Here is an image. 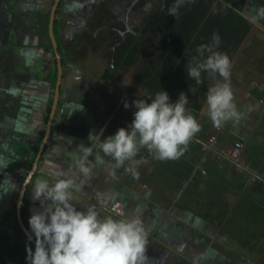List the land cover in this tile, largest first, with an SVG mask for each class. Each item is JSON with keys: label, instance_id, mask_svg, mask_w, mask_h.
Wrapping results in <instances>:
<instances>
[{"label": "flooded vegetation", "instance_id": "flooded-vegetation-1", "mask_svg": "<svg viewBox=\"0 0 264 264\" xmlns=\"http://www.w3.org/2000/svg\"><path fill=\"white\" fill-rule=\"evenodd\" d=\"M116 1L118 0H58L56 8L47 11L48 14L44 8L40 7L41 13H36V25H3V23L0 25V107L3 110L8 109L11 113L5 115V122L0 129V246L3 241L1 234L13 232L12 227L6 221L10 217L11 210H15L16 213L18 200L16 193H19L20 184L24 181L19 175L18 168L20 167L18 165L26 163V159L29 158L28 153L35 144L32 134L23 141L17 137L18 131L15 132L13 128L8 130V127L19 122V115L22 119H27L32 110L36 109V126L40 123L45 124L48 120L51 121L47 135L48 140L56 130L57 133L60 130L63 134L77 135L73 127L80 126L85 122L91 123L93 133L103 129L102 123L106 117L103 118L99 128H94V121L97 120L94 111L101 108H104L105 111L110 109L108 104L112 98V92L113 94H120L119 90L113 88L111 80L116 74L119 76L118 74L123 72L113 69V55L111 56V65H102L103 69L100 67L90 68L86 61L90 60L91 52L98 50V47H101L100 56H107L113 49L108 44V39L104 37L108 33L104 20L110 21V24L111 21L119 22V11L116 10L118 6H109L111 3L116 4ZM150 1L146 0L140 4V10H146L145 6L149 3L152 5ZM220 1L232 6L226 0ZM52 15L54 35L56 31L59 35L58 39L55 37L59 57H57L48 34ZM44 17H46L45 25H39L37 21ZM125 18L126 16H123V21L118 24H126L127 19ZM251 24L252 27L247 36L254 31V26L259 25L258 23ZM27 27L32 29L28 32V36H25L23 29ZM28 41L31 43L27 48L25 47L27 45L24 44ZM34 42L38 45L34 46ZM44 42L48 44V51L45 52L43 49L41 52L39 44ZM241 45L239 48H242ZM90 48L92 49L91 52ZM255 48L258 52H262L264 42L256 45ZM69 65L76 68L75 72L82 75L81 79L76 80L74 84L69 82L71 77ZM91 65L97 67V65ZM122 83L126 85L125 82ZM128 86L130 87V85ZM14 109L19 114H15ZM12 114L14 115L10 116ZM44 133L41 135L42 138ZM14 138L20 140L21 143L19 145L13 143ZM86 143L88 144V142ZM11 153L12 156L17 155L19 159L13 158ZM45 154L47 153L43 148L41 160ZM68 154L66 153L68 158L75 159L73 154ZM105 159L106 161L110 160L109 157H105ZM136 159L144 161L136 169L137 174L142 169L147 171L145 175H142L143 178L126 171L125 167L113 169L107 164L104 166L97 165L93 167V170L97 168L103 169L105 172V170L110 169V175L105 176V173L98 171L94 177L104 179L108 176L128 188L135 185L138 193H143L146 200L150 202V204H146L143 209L144 212H141L145 216L135 215L141 219L147 238L146 264H264V243L260 245L255 242L257 237L264 239L263 235L258 234L256 237L253 234L249 240V237H239L233 232L223 233L211 220H206L197 214L198 205L195 203V196L187 200L184 199L183 185L177 188H168L167 180H164L163 186L158 185L156 188L150 179L146 178L147 176L152 178L155 170L159 169L148 153L143 156L140 152ZM32 162L27 165L29 171ZM61 163L63 162H58L56 167H50L54 169L53 173L56 172L57 167L61 168L59 167L62 165ZM73 170L77 171L76 168ZM36 175L34 172L32 177ZM78 176H80L79 173ZM64 177L65 175L61 174L57 179ZM30 181L24 187L25 194L30 187ZM25 194L20 201L23 210ZM13 198H16L15 204L12 201ZM11 201L13 205H10ZM164 207L167 208L164 209L165 211L162 209ZM175 210H178L177 214L173 213ZM149 212L152 214L151 217ZM116 218L123 217L120 215ZM171 222L175 224V227L168 231V224L171 225ZM201 229L204 232H200ZM168 234L171 235V238L168 237ZM11 237L12 242H21L17 235ZM195 240L196 242H194ZM25 247L24 244L21 245L22 250H25ZM199 252L201 254H198Z\"/></svg>", "mask_w": 264, "mask_h": 264}, {"label": "trees", "instance_id": "trees-1", "mask_svg": "<svg viewBox=\"0 0 264 264\" xmlns=\"http://www.w3.org/2000/svg\"><path fill=\"white\" fill-rule=\"evenodd\" d=\"M145 1L118 0L116 4L111 3L109 5L118 6L116 8L119 11L120 19L118 21H123L122 17L126 16L127 23L111 25L110 21L104 20L108 28V33L104 37L108 39V44L113 47L107 56L113 55V69L115 71H124L122 80L126 84L146 91V101L148 100L147 97H153L159 90L166 91L172 102L178 99L181 92L185 93L189 99L187 108L198 121L199 112L206 102L207 90L220 77L217 76L214 80L207 73H202V82L197 84L194 79L187 76V68L193 57L199 58L196 51L197 47L209 44L213 33H218L221 39L216 50L225 53L230 60L234 57L252 27V24L241 13L244 0H226L232 6L220 0H189L180 8L177 17L168 14V9L172 6L173 0H151V10H140V4ZM250 4L252 8L248 12L249 15L255 9L264 6V0H250ZM254 93L259 95V88L255 87ZM125 101L129 105L133 103L127 97ZM134 111V107L130 105L127 109L121 108L119 115L115 117L112 116V113L107 116V118L110 116L114 118V132L131 123ZM199 124L201 125L200 131L189 141L182 155L178 158L159 160L151 156L153 163L158 166L157 168L167 171V173L160 175L158 170H155L154 175L162 178V180H167L168 188H177L183 185L185 187L184 199L187 200L195 196L197 198L195 203L198 205L197 214L206 220H211L223 233H234L235 228L241 230L242 227L245 231L249 225L247 222L250 220L248 219L250 214L258 221L257 223L252 221L253 230L250 232L262 231L263 227L260 221H264V202L260 199V202L257 203L249 199L247 195L245 199H242L244 196L242 190L248 189V179H244V176L239 173H234V175L225 173L217 163L204 160L203 156L207 152L203 144L212 134L207 111L199 120ZM110 127L111 132L113 127L112 125ZM73 128L75 134L85 142H89L87 137L90 132H93L90 122L82 123ZM103 130L104 136L110 134L109 130ZM198 139H201L203 143L196 141ZM140 152L144 156L149 151L141 149ZM203 170L205 171V180L203 179ZM263 170L264 165L261 166V171ZM220 171L224 173L225 179H228L226 181L227 186L223 187L224 190L220 188L215 192V196L205 197L206 194L204 193L203 196L197 195L208 188V178L215 177ZM174 174L180 176L179 184L173 182ZM197 183L203 184V186L199 188L196 186ZM250 183L254 191L264 189L262 180ZM9 216L6 223L12 227L13 232L1 234L3 241L0 247L5 249L6 255L1 258L0 264H19L21 262L20 255L25 257L26 264H28L27 250L28 248L34 250V246L21 229L15 210H11ZM22 216L24 219L23 209ZM237 223L240 224L239 228L235 226ZM12 235H17L21 242H12ZM238 236L240 237L239 234ZM22 244L26 246L25 250H22Z\"/></svg>", "mask_w": 264, "mask_h": 264}, {"label": "clouds", "instance_id": "clouds-1", "mask_svg": "<svg viewBox=\"0 0 264 264\" xmlns=\"http://www.w3.org/2000/svg\"><path fill=\"white\" fill-rule=\"evenodd\" d=\"M189 0H173L168 14L177 17ZM147 4L146 10L151 8ZM250 23L264 19V6L247 17ZM221 39L213 33L209 44L200 45L187 68V76L201 83L202 73L214 80L206 93L207 114L216 127L228 121H238L240 112L234 102L230 82L229 57L216 49ZM136 99L132 106L131 123L104 136V130L90 132L88 144L79 143L75 168L81 177L91 176L93 167L108 165L113 169L137 174L144 161L136 159L141 149H147L159 160L176 159L182 155L189 141L201 129L197 119L188 110L189 102L181 92L175 102L166 91L159 90L153 97ZM150 101V102H149ZM124 107L130 105L125 101ZM103 154V155H102ZM109 157L110 160L105 159ZM63 175V174H62ZM83 181L66 176L49 181L40 179L33 189V199L40 201L42 210L28 219L34 250L28 248V264H146L147 238L141 219L129 216L115 219L101 217L94 206L77 208L73 192Z\"/></svg>", "mask_w": 264, "mask_h": 264}, {"label": "crops", "instance_id": "crops-1", "mask_svg": "<svg viewBox=\"0 0 264 264\" xmlns=\"http://www.w3.org/2000/svg\"><path fill=\"white\" fill-rule=\"evenodd\" d=\"M57 2L58 0H0V25H2L1 23H3V25H36V13H41V11H39L40 7L44 8L47 13V11H52L56 8L55 6ZM47 14L45 15L46 17ZM46 17L40 18V20L37 21L39 22V25H45ZM31 29L32 28L28 27L26 29H23L24 35L28 36V32H30ZM29 43L31 42L28 41V43H25L24 45H27L25 47L28 48V45H30ZM36 45H38V43L34 42V46ZM39 45L41 46V52H43V49L45 50V52L48 51V44L46 42ZM262 76L264 78V72L262 73ZM76 80L78 79H74V81ZM230 82L233 91L234 102L241 114L240 119L238 121H228L224 123L220 127L219 132L217 130L210 135V137L212 135H217L218 143L216 145V148H218V150L215 151L214 148H209L207 146V142L204 143V148L207 146V148H205L207 153L204 154L203 158L206 161H211L215 164L217 163L218 166L223 168V171L225 173H229L231 168L239 166L241 168H239L241 172L244 173L245 170V176L250 182H252V180L255 178L260 179L264 182V170L261 171V166L264 165V138L262 137L264 135L260 134L261 130L259 128L260 125H264V94L257 95L256 93H254V88L256 86H253V88L251 89H239L234 81L230 79ZM256 88H259V93L264 91V88H260L259 86ZM206 111L207 105H204L202 113H200L201 117L203 116V114H205ZM14 112L15 114H19V112L15 109ZM71 113L73 114V112ZM9 114L11 113L8 109L1 111L0 125L3 126V123L5 122V115ZM13 115L14 114L10 116ZM35 115L36 109L32 110V113L29 114L30 117L27 119H22L19 115V122L14 126L8 127V130L13 128L15 132L18 131L17 137H19V139H22L23 141L29 138V136L32 134V139L35 143L28 153L29 158L26 159V163L18 165L20 167L18 168L19 175L22 176L24 181L21 184L19 183L21 185V188L18 193L17 199L19 198L22 191L25 194L24 187L31 179L29 184L30 187L26 191V194L24 196L25 201L23 203L25 222L27 221L28 223L30 215H32L35 211L42 210L40 201H36L33 199V189L36 185V182L40 179H47L51 182L57 179L61 174L77 179L78 183L81 180L83 181L80 189L73 192V202L79 205V207H86L91 205L96 208L101 217L111 215L115 219H117L116 217L120 215L124 218L140 215L141 212H144L143 209L145 208L146 204H150V202L146 200L143 193H141L143 195L138 193V189L135 188V185H133L132 187L130 186L131 188H128L126 185L120 184V182L117 183L118 181H115L114 178L112 179L108 176L107 178L104 177V179L94 177L95 174H98L96 173L98 171L102 172L103 174L105 173V176L108 174L110 175V169L105 170L104 172L103 169L94 168L91 176L87 178L78 176L77 171L73 170L75 168V159L68 158L66 153L73 154V156L76 157L79 151V143H87L80 136L68 135L67 133L63 134V132H60V130L58 131V133L56 130V132L53 133L51 138L48 140L47 135L49 132L51 121L48 120L45 124L40 123L38 126H36ZM201 117L199 118L201 119ZM212 124L213 123L210 120V130ZM224 131H227L230 135H232L230 139H228L227 136L223 135ZM43 132L45 133L44 137L42 138L41 135ZM235 140H241L244 143L240 157L242 160L239 161L240 164L237 161H232L226 154L227 147L231 145L230 143L234 142ZM196 141H199L201 143L203 142L199 139ZM43 148L47 154H45V157H42L43 159L41 160ZM248 152L251 154H249ZM31 162L33 164L29 171L27 165L31 164ZM58 162H63L61 163L62 165L59 166L61 168L59 169L57 167V170H55L56 172L53 173L54 169L49 167L56 166ZM226 167H229V169ZM42 171L46 173L41 174L40 172ZM34 172L37 175L35 177H32ZM204 174L205 171L203 170V175ZM139 202L141 204H138ZM165 206L169 207L168 205ZM155 207L159 208L157 205H155ZM162 209L164 210L167 208L164 207ZM176 212H178V210H175L173 213L177 214ZM149 214L151 217V212H149ZM140 216L145 215L141 214ZM173 222L170 223L171 225L168 224V231L175 227V224ZM27 223L25 224L27 225ZM27 226L29 227V225ZM202 231L203 230L201 229L200 232ZM168 237L171 238V235L168 234ZM194 242H196V240ZM198 254H201V252H199Z\"/></svg>", "mask_w": 264, "mask_h": 264}, {"label": "rangeland", "instance_id": "rangeland-1", "mask_svg": "<svg viewBox=\"0 0 264 264\" xmlns=\"http://www.w3.org/2000/svg\"><path fill=\"white\" fill-rule=\"evenodd\" d=\"M251 8H252V5L250 4V0H245L244 8L241 11L242 14L243 15L244 14L248 15V12H249V10ZM256 23H258L259 25L254 26V31L250 34L249 39L244 43L242 48H238L237 52L239 51V53L237 54V52H236L237 56L233 57L230 60V62H231V68H230L231 76H230V79L236 83V86H238L239 89H246V88H250L251 89V88H253L252 85L254 87L255 86L256 87L259 86L260 88H264V78L262 76V73L264 72V70H263L264 69V57L262 56L263 53L260 52V51L258 52L256 50V48H255L256 45L262 44L264 42V19H260ZM113 24H118V23H115L114 21H111V25H113ZM105 28H107V27L105 26ZM90 29L91 28L89 27V30ZM55 37H56V39H58V37H59V35L57 34V31L55 33ZM100 49H101V47H98V50L92 51V49L90 48V52L92 51L91 52L92 55L89 57L90 60L86 61V62H88V65L90 66V68H99L100 67L101 69H103L102 65H106V64L111 65V63H112L111 57H107V56H104V55L100 56L99 55L100 54ZM262 51H264V49ZM260 58H261V60H260ZM91 64L97 65V67H94ZM101 71L103 72V70H101ZM120 71L124 72L122 70H120ZM118 75L119 76H117V74H116L114 79L111 80V84H112L113 88H115V90H119L120 91V94H116V93L113 94V92L111 90H109V92H112V96H111L112 98H110V102L108 104V108H110V109L107 110L109 112L105 111L104 108H101L100 110L96 109L94 111V113H96L97 120L94 121V126L93 127L94 128H99V126L102 123L103 118L106 117L105 118L106 120L102 123V125H104L103 129L109 130V129H111L110 126L112 125L113 130H111V132L109 130L111 135L115 133L114 132V126H113V117H115L116 115H119L118 114L119 111L121 110V108L124 107L125 98L127 97L131 101H134L136 99H145V94H146V91L137 89L136 87H134L132 85H130V87H129L128 84L125 85L124 83H122V82H124L122 80V76L123 75H122V73L118 74ZM221 79L222 78L220 77L219 80H221ZM108 84H110V83H108ZM263 94H264V91L259 93V95H263ZM130 105H132V104L130 103ZM204 105H206V102H205ZM204 105H203V107H204ZM203 107H202V110H203ZM2 110L3 109H1V107H0V113H1ZM202 110H200V112H199V117L201 116L200 113H202ZM111 113H112L113 117L110 116L109 118H107V116H109ZM99 115H100V118L98 119ZM199 120H200V118H199ZM215 127L216 126L214 124L211 125V130L210 131H212V133L214 131L218 130L217 127L216 128ZM0 128H1V125H0ZM218 128H219V130H218V132H219L220 131V127H218ZM259 128L261 130L260 134L264 135V125H260ZM223 135L227 136L228 139H230L231 136H232L227 131H224ZM262 137L264 138V136H262ZM209 138H210V136H209ZM209 138L207 139V143H208ZM199 140H201V139H199ZM235 141H240V142L243 143V141H241V140H235ZM13 143H16L17 145H19L21 143V141L16 139V138H14L13 139ZM230 144H232V143H230ZM241 153H242V151H241ZM241 153L239 154V156H238V158L236 160L238 163H239L240 160H242L240 158L241 157ZM148 154L150 156H153L150 152H148ZM249 154H251V153H249ZM226 168H229V167H226ZM239 168H240L239 166L238 167L237 166L233 167V168H231L229 173L233 174V175H234V173H239V174L244 176V179H248L245 176L246 175L245 170H244V173H243V172L240 171L241 168L240 169ZM146 172L147 171H144L142 169L137 174V176H140L141 178H143L142 175H145ZM157 172L160 175L162 173H167L166 170H161V169H158ZM146 178L150 179V181L155 185V187L158 186V185L163 186V181L164 180H162V178H160V177H157L156 175H153L152 178L148 177V176ZM170 178H172V177H170ZM170 178H169V181H170ZM173 178H174L173 182H176L178 184L180 183L181 178H180V176H178V174H174ZM203 179L205 180V174L203 175ZM259 180L260 179L255 178V179L252 180V182L259 181ZM208 181H209L208 188L203 190L202 193L197 194V195L203 196L204 194H206V195H204L205 197H207L209 195L215 196V192L218 191L220 188H222V190H224L223 187L227 186L226 185V181H228V179H225L224 173L220 171L219 173H217L215 175V177H212L211 179L208 178ZM203 182L204 183H208V182H205V181H203ZM196 186L201 188V186H203V184L197 183ZM215 186H217V188H215ZM247 186H248V189L246 188V189L242 190V192L244 194L242 199H245V197L247 195L249 197V199H252V200H254L257 203L260 202V199H262V201L264 202V189H261L259 191L252 190V184L250 183V181L247 183ZM214 188H215V190H214ZM184 190H185V187H184ZM174 193H175V191H174ZM16 194H18V193H16ZM195 199H197V198H195ZM4 201H6V200H4ZM12 201L15 204L16 198H13ZM12 201L10 202L11 203L10 205H13ZM248 219H250V220H249V222H247V224H249V225L247 226L246 230L243 231V227L240 230V228H239L240 224L237 223L235 226H237V228H239V230H236V228H235L234 229V234H237V235L239 234L240 237L245 236V237H249V238H252L253 234H255L256 237H257L258 234H260V236H262V235L264 236V221L263 220L260 221V224L263 227V230L262 231H257L255 233H252V232H250L251 230H253L252 221H254L255 223H257L258 221H256L257 219L253 218L251 214L249 215ZM259 238H261V237H259ZM259 238L257 237L256 238L257 240L255 242L257 244L261 245V244L264 243V239L261 238L259 240ZM5 255H6L5 249H1L0 250V261H1V258H3V256H5ZM18 257H19V254H18ZM20 261L21 262H19V264H26V259H25V257L23 255H20Z\"/></svg>", "mask_w": 264, "mask_h": 264}, {"label": "water", "instance_id": "water-1", "mask_svg": "<svg viewBox=\"0 0 264 264\" xmlns=\"http://www.w3.org/2000/svg\"><path fill=\"white\" fill-rule=\"evenodd\" d=\"M244 17H246L247 15H243ZM52 21H53V15L51 16V18H50V22H49V27H48V34H49V37H50V40H51V42H52V44H53V47H54V49H55V51H56V53H57V57H59L58 56V51H57V48H56V45H57V43H56V39H55V35H54V31H53V23H52ZM249 36L250 35H248L247 36V38H246V40L249 38ZM246 40L242 43V45H241V47L244 45V43L246 42ZM239 53V51L237 52V54ZM237 54L234 56V57H236L237 56ZM69 67H70V72H69V74H70V78H69V81H71V84H74L76 81H74V79H81V77H82V75L79 73H77V72H75L76 71V68H74L73 66H70L69 65ZM252 87H253V85H252ZM13 154L11 153V156H12ZM13 158H15V159H19V157L17 156V155H15V156H12ZM55 160V159H54ZM49 166V165H48ZM56 167V166H55ZM54 167V168H55ZM50 168V167H49ZM43 172V171H42ZM40 172L41 174H44V173H46V172ZM3 173V172H2ZM47 174H49V173H47ZM4 175H5V173H4ZM45 176V175H44ZM47 177V176H46ZM49 179V178H48ZM51 180H52V178H51ZM23 195H24V193H23V191L20 193V196H19V198H18V200H17V203H16V216H17V220H18V223H19V225H20V227H21V229L24 231V233H25V235L28 237V235H30V230L27 228V226H26V224H25V222H24V220H23V217H22V209H21V205H20V201H22V197H23ZM81 197V196H80ZM77 205V204H76ZM82 207H85V206H81V207H79V205H77V208L79 209V210H82ZM31 241V243L33 244V246L35 247V243H34V238L32 239V240H30Z\"/></svg>", "mask_w": 264, "mask_h": 264}, {"label": "built area", "instance_id": "built-area-1", "mask_svg": "<svg viewBox=\"0 0 264 264\" xmlns=\"http://www.w3.org/2000/svg\"><path fill=\"white\" fill-rule=\"evenodd\" d=\"M217 129L219 130L218 127H217ZM217 143H218V140H217L216 136L212 135L209 138L208 143H206V144L209 148H214V150L216 151V150H218V148H216ZM243 146H244V144L240 141L233 142L231 145H229L227 147V151H226L227 156L231 160L236 161L239 154L241 153V151L243 149Z\"/></svg>", "mask_w": 264, "mask_h": 264}, {"label": "bare ground", "instance_id": "bare-ground-1", "mask_svg": "<svg viewBox=\"0 0 264 264\" xmlns=\"http://www.w3.org/2000/svg\"><path fill=\"white\" fill-rule=\"evenodd\" d=\"M216 136V138H217V135H215ZM218 140V139H217ZM28 228V227H27ZM29 229V228H28Z\"/></svg>", "mask_w": 264, "mask_h": 264}]
</instances>
